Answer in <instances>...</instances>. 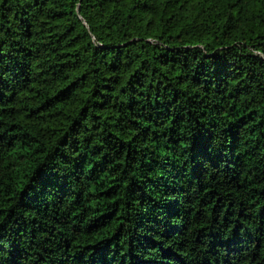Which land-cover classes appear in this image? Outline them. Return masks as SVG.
<instances>
[{"label": "trees", "instance_id": "16d2710c", "mask_svg": "<svg viewBox=\"0 0 264 264\" xmlns=\"http://www.w3.org/2000/svg\"><path fill=\"white\" fill-rule=\"evenodd\" d=\"M0 264H264V0H0Z\"/></svg>", "mask_w": 264, "mask_h": 264}]
</instances>
